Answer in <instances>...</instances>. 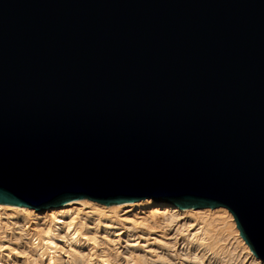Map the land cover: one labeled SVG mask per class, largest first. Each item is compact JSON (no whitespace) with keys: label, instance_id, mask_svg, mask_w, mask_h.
<instances>
[{"label":"water","instance_id":"water-1","mask_svg":"<svg viewBox=\"0 0 264 264\" xmlns=\"http://www.w3.org/2000/svg\"><path fill=\"white\" fill-rule=\"evenodd\" d=\"M145 198L264 262V0H0V204Z\"/></svg>","mask_w":264,"mask_h":264},{"label":"bare ground","instance_id":"bare-ground-1","mask_svg":"<svg viewBox=\"0 0 264 264\" xmlns=\"http://www.w3.org/2000/svg\"><path fill=\"white\" fill-rule=\"evenodd\" d=\"M171 255L175 264H263L224 207L179 210L151 198L41 210L0 204V264H172Z\"/></svg>","mask_w":264,"mask_h":264},{"label":"rangeland","instance_id":"rangeland-1","mask_svg":"<svg viewBox=\"0 0 264 264\" xmlns=\"http://www.w3.org/2000/svg\"><path fill=\"white\" fill-rule=\"evenodd\" d=\"M88 201H90V200H88ZM92 202H95V201H92ZM32 211H33V210H32ZM32 222H33V219L30 220V222H29L30 224H29V225H31ZM122 246H123V247H122ZM120 251H122V255H125L124 253H125V251H126V246H125L124 244L121 245V247H120ZM12 253H14V252H12ZM25 253H26V252H25ZM29 256H30V255H29ZM171 256H172V255H171ZM123 257H124V256H121V258H123ZM172 257H173V256H172ZM19 258H20V259H25V258H26V255L23 254V255H21ZM175 258H176V257H175V255H174L173 259L175 260ZM256 258H257V257H256ZM257 259H259V258H257ZM259 260H260V259H259ZM176 261H177V260L173 261L172 264H175ZM260 261H261V263L264 264V262H263L262 260H260ZM16 263H18V262H16V261L13 262V263L10 262L9 264H16ZM128 264H132V263L129 262Z\"/></svg>","mask_w":264,"mask_h":264}]
</instances>
